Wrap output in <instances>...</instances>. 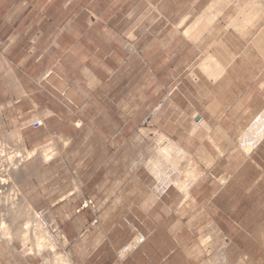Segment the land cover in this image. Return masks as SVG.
<instances>
[{"label":"crops","instance_id":"crops-1","mask_svg":"<svg viewBox=\"0 0 264 264\" xmlns=\"http://www.w3.org/2000/svg\"><path fill=\"white\" fill-rule=\"evenodd\" d=\"M114 1H122L121 8L132 3L115 27L100 30L92 16L78 28L76 11L64 4L65 23L53 22L51 31L39 30V59L34 60L46 63L39 85L41 93L48 94L44 102L39 96V121L32 125L47 129L49 119L60 115L49 106L47 95H57L66 107L75 105L74 82L69 83L66 76L69 68L83 74L81 105L83 110L90 107L93 84L102 81L92 54L107 61L111 54H121L117 49L128 37L142 53V63L136 67L146 72L133 79L128 94L119 92L116 115L131 117L132 125L122 123L116 130L121 134L139 131L143 118L159 107L150 127L156 135L164 133L185 154L176 169L171 160L132 157L130 164L148 162L149 169L109 174L100 180L102 189L83 194L80 202L97 197L105 201L106 212L114 215L99 224L91 223V214L83 216L85 224L72 220L61 224L69 264H264V134L255 133L258 142L252 134L264 112V77L249 76L250 67L245 65L236 69L237 74L232 65L225 76L211 82L200 70L205 52L224 54L238 48L235 35L219 33V28L198 44L183 33L212 0ZM22 5L15 10L21 18L27 15ZM187 13L191 20L179 26ZM97 29L106 35L104 42L91 37ZM23 33L8 31L0 51V103H12L13 113L8 115L17 118L21 131L28 118L29 54ZM104 46L109 50L104 51ZM116 61L121 65L122 56L117 55ZM105 96L99 92L101 100ZM252 136L254 146L248 143L250 139L252 144ZM242 144L250 146L248 153ZM115 161L123 165V151ZM157 162L165 168L161 173L152 168ZM178 181L188 186V193L176 185ZM76 202L80 204L79 199ZM131 214L140 224L129 221Z\"/></svg>","mask_w":264,"mask_h":264},{"label":"rangeland","instance_id":"rangeland-1","mask_svg":"<svg viewBox=\"0 0 264 264\" xmlns=\"http://www.w3.org/2000/svg\"><path fill=\"white\" fill-rule=\"evenodd\" d=\"M239 1L228 7L226 15L220 18L223 23L235 15L248 0ZM21 4H23L22 10L27 12V15L22 18L19 11L15 12ZM64 4L76 11L78 28L84 27L85 18L93 16V20L96 19L98 22L96 28L103 30L104 27H115L117 21L124 18L126 15L124 13L131 8L132 3L121 8L122 1L114 0H0V37H6L8 31L12 30L24 32L23 46L29 54L28 118L22 126L25 129L21 131L17 118L8 115V112L13 113L12 103H0V144L5 146L8 143L7 146L13 147L12 150L15 151L16 148L22 149L23 155L27 151H37L36 156L24 160L16 170V183L25 195L24 202H29L27 208L33 207L32 210H37L41 234L46 232L48 235L40 238L44 242L42 244L52 246L47 249L41 246L45 250L39 248L43 251H38L35 249L36 245L33 246V240L22 245L15 238L5 239V234L1 232L0 264H59L68 259V241L61 224H69L68 221L71 220L78 224H85L83 216L87 214L93 216L91 223L99 224L101 221L107 222L110 216L114 215L106 212L105 201L96 199L97 197H87L95 200L94 210L87 208L79 212V207L85 200L80 202L83 194L102 189L100 180H105L109 174L119 171L132 174L139 169L141 171L143 168L149 169L148 162L142 166L132 165L130 159L132 157L154 158L158 148L159 133L156 135V131L150 127L156 119L153 117L156 106L143 118L144 124L140 126L139 131L133 133L126 131L121 134L116 130L122 123L126 126L132 125L131 117L120 118L116 115L119 92L120 95L121 92L128 94L133 86V79L146 72V69L136 67L142 63V53L135 48L132 39L128 37L123 39L122 48L117 49L121 54H111L107 61L103 62L98 58V54H92L95 72L102 81L93 84L90 107L83 110L81 105L83 95L79 90L83 74L69 68L66 70V76L69 78V83L74 82L73 97L76 106L69 103L70 107H66L57 95H47L49 106L60 115L49 119L47 129L40 130L32 125L34 121H39V96L41 102H44V97L48 94L47 91H45L46 94L41 93L42 85H39V75L46 63L39 65V62L34 60V57L39 59V30L51 31L53 22L65 23L67 14L63 11ZM31 10L32 13L29 15ZM107 21L110 23L109 26L106 24ZM92 27L95 28V26ZM98 29L91 32V37L97 42H104L106 35L99 34ZM256 32L257 30L253 34L255 35ZM246 45L244 44L242 48L244 49ZM108 50L109 47L104 46V51ZM117 55L123 58L121 65L116 61ZM219 56L223 55L219 54ZM260 56L263 58L262 54L254 57L257 60L255 62L246 61L236 64L235 71L245 65L250 67L249 76L264 77V59H259ZM53 72L51 70L52 74ZM236 73L238 74L237 71ZM101 91L106 94L104 100L99 98ZM43 147L48 150L49 159L39 153ZM122 151L124 163L119 166L116 165L115 160L121 156ZM179 162L177 168H179ZM77 199L80 204L76 205ZM5 205L8 206L4 204L3 208L1 206L0 208H7ZM24 220L25 218L21 219L20 223H24L26 221ZM129 221L140 224V220L133 215ZM12 226L16 227L14 224H11Z\"/></svg>","mask_w":264,"mask_h":264},{"label":"bare ground","instance_id":"bare-ground-1","mask_svg":"<svg viewBox=\"0 0 264 264\" xmlns=\"http://www.w3.org/2000/svg\"><path fill=\"white\" fill-rule=\"evenodd\" d=\"M237 1L240 2L239 0H212L207 5V7L203 9L201 14H199L196 19L192 20L193 22L191 21L192 23H190L183 32L186 38L189 41L193 42V44H198V42H201V40H204L205 38L207 39L211 34L217 33V31L223 34L231 33L235 35V42L237 43L236 47L238 46L237 50L235 49L236 52H226L224 50L226 53L222 54L223 56H219V54L216 53L205 52L202 58V62L198 67L211 82H216L220 80L221 77L225 76L227 72H229V69L232 68V65L234 66L236 64H239L240 62L246 61L255 62L257 61L255 60L256 55L258 56V54L263 55V58L260 56L259 59H264V0H248L244 6L239 8L235 15L226 20V24L223 23V20H220V18L222 16H225L228 7L236 3ZM191 13H187V15L179 23V26L186 25V23L191 20ZM219 26L222 27L215 31ZM255 30H257V32L254 35L253 32ZM253 35L254 37L252 38ZM243 43L247 44L244 49L242 48ZM220 60H226V62L222 63ZM197 76L198 75H193L194 78H197ZM159 111L160 108L157 107L153 112V117L156 118ZM259 118L260 123L256 122L257 124H260L259 126L256 124L258 128L253 125V127L255 126L254 130L256 129V131L254 132L253 129V131L251 130L253 132V136H255V138L257 137V141L254 140L255 138L252 136L254 141L252 140V144H250L249 139V145L254 146V144L256 145V142H258L259 137L255 133H259L262 136L264 134V112L262 113V115H260ZM261 127L263 128L260 129ZM249 138L251 137L249 136ZM164 141H168V144L166 146L159 145ZM253 142L255 143L253 144ZM157 143L159 146L154 156L159 161H163L165 159L171 160L176 169L178 166L179 158L185 154L184 150H181L176 146V144L172 143L164 133H159L157 137ZM248 143L246 142V144ZM7 145L8 143L5 146L2 145V143L0 144V206L3 208L2 205H8H5L7 208H0V233L2 232V234H5V239H8L10 237L19 240L22 245L28 244L29 240H33V246L36 245L37 247L35 246V249H38V251L43 248L47 249V247H49L51 244L48 243L50 244L49 246H47L46 243L43 245L42 243L44 242L40 240L42 236L46 237L48 235L46 234V232H43L44 234H41V230H39V228L41 227L39 226L40 223L38 219L39 217L37 215L38 213L36 212L37 210H32L34 209L33 207L32 209L27 208V204H29V202H24L25 195L24 193H22L21 188H19L16 183V170L19 169L24 160L36 156L37 151H27L25 152V155H23L24 152L21 153L22 149L18 150L16 148L15 151L12 150L13 147ZM248 146L245 150L246 153L250 151V146ZM39 153L49 159L48 150L45 149V147H43V149L39 151ZM152 168L156 173H161L165 169H162L159 162H157L155 165H152ZM190 170H188L189 177L193 178V172ZM174 181L175 180H173V182ZM176 185H178L181 190L184 188L186 193H188L189 188L187 185H185L184 182L181 183L180 181H178ZM187 195L188 194H186V196ZM23 205H25V207H23ZM23 218H25L26 221L24 220V223H20V220ZM11 224H14V226H16V224L19 225H17L16 227H11ZM41 246L43 248H41ZM59 264H69V261L68 259H65L64 261L59 262Z\"/></svg>","mask_w":264,"mask_h":264},{"label":"built area","instance_id":"built-area-1","mask_svg":"<svg viewBox=\"0 0 264 264\" xmlns=\"http://www.w3.org/2000/svg\"><path fill=\"white\" fill-rule=\"evenodd\" d=\"M5 42H6L5 39L0 37V51L4 50ZM87 208L92 209V210L96 208V202L93 198L85 199L79 207V212Z\"/></svg>","mask_w":264,"mask_h":264}]
</instances>
